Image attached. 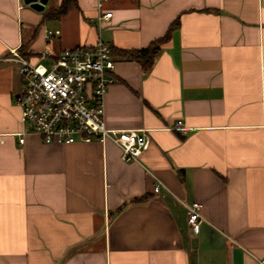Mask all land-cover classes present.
Listing matches in <instances>:
<instances>
[{
	"label": "crops",
	"instance_id": "obj_1",
	"mask_svg": "<svg viewBox=\"0 0 264 264\" xmlns=\"http://www.w3.org/2000/svg\"><path fill=\"white\" fill-rule=\"evenodd\" d=\"M97 2L53 16L65 0H0V264H261L264 0H106L103 25ZM177 18L149 68L113 55L106 125L148 136L140 160L112 141H19L13 50L43 62L99 38L141 48ZM180 200L202 203L199 231Z\"/></svg>",
	"mask_w": 264,
	"mask_h": 264
},
{
	"label": "built area",
	"instance_id": "obj_2",
	"mask_svg": "<svg viewBox=\"0 0 264 264\" xmlns=\"http://www.w3.org/2000/svg\"><path fill=\"white\" fill-rule=\"evenodd\" d=\"M105 1L97 2L100 25L109 22L113 16V11L103 9ZM57 34H60L59 30H48L46 37ZM41 57L48 58L49 64L32 62L16 50L11 57L20 64L24 78L23 90L15 96L21 108L19 141L24 143L27 134L40 135L46 143L112 141L122 149V158L126 162L140 160L142 152L149 146L148 136L138 130L106 125L105 96L109 86L116 82L111 46L99 38L92 45L66 49L58 55L45 49ZM163 185L157 179L154 191L159 192ZM180 202L185 207L192 230L199 231L200 220L204 218L202 203ZM260 262L264 264V258Z\"/></svg>",
	"mask_w": 264,
	"mask_h": 264
},
{
	"label": "trees",
	"instance_id": "obj_3",
	"mask_svg": "<svg viewBox=\"0 0 264 264\" xmlns=\"http://www.w3.org/2000/svg\"><path fill=\"white\" fill-rule=\"evenodd\" d=\"M75 0H65L64 6L62 8L55 10L50 13V15H59L61 12H63L66 9V5H68L70 2H73ZM180 24V19L177 18L175 21H173L166 33L163 36H160L156 39H154L149 45L141 48H133V49H126V48H112L113 55L117 54L120 57L124 59H132L140 62L144 68H149L157 56L162 51V44L167 41L172 31ZM146 196L141 197H135L132 199L133 202H143L145 201Z\"/></svg>",
	"mask_w": 264,
	"mask_h": 264
},
{
	"label": "water",
	"instance_id": "obj_4",
	"mask_svg": "<svg viewBox=\"0 0 264 264\" xmlns=\"http://www.w3.org/2000/svg\"><path fill=\"white\" fill-rule=\"evenodd\" d=\"M25 3L31 4L34 8L41 10L44 8L48 0H24Z\"/></svg>",
	"mask_w": 264,
	"mask_h": 264
},
{
	"label": "rangeland",
	"instance_id": "obj_5",
	"mask_svg": "<svg viewBox=\"0 0 264 264\" xmlns=\"http://www.w3.org/2000/svg\"><path fill=\"white\" fill-rule=\"evenodd\" d=\"M44 63H46L47 65L49 64V60H43Z\"/></svg>",
	"mask_w": 264,
	"mask_h": 264
}]
</instances>
